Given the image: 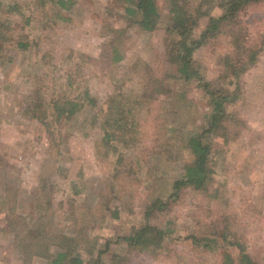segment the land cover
I'll list each match as a JSON object with an SVG mask.
<instances>
[{"label":"rangeland","instance_id":"1","mask_svg":"<svg viewBox=\"0 0 264 264\" xmlns=\"http://www.w3.org/2000/svg\"><path fill=\"white\" fill-rule=\"evenodd\" d=\"M55 1L0 0V20L8 25L7 34L13 40L0 66V264H24L14 233L7 229V212L12 207L15 215L22 214L29 223L30 215L35 214L33 192L39 181L54 190L57 210L49 218L53 233L72 229L73 221L79 225L74 219H79L80 203L86 204V211L97 215V220L101 216V223L91 221L94 227L83 228V237L92 246L107 239L114 241L117 235L140 226L141 203L159 191H170L175 164L191 157L182 146L184 138L205 124L204 114L209 110L207 96L197 81L185 80L177 73L178 65L167 61L168 18L163 0H158L161 22L150 32L124 15L119 0H65L68 8ZM206 19L202 16L198 20L194 38ZM220 23L216 35L193 54L206 80L220 74V61L231 51L235 34L260 44L264 0ZM114 48L116 59L112 57ZM154 79L160 80L168 93L148 99L139 113L140 139L131 151L122 149L132 160L131 211L118 217L94 211L100 182L109 168L103 170L94 158L103 131L92 118L109 95H136L151 87ZM228 82L233 86L234 78ZM241 84L243 98L237 107L243 125L231 141L215 140L209 160L218 196L187 188L171 211L150 220L162 227L172 222L174 233L161 253L151 255L110 243L103 257L105 264L112 253L119 255L118 264H222L221 248L210 251L194 238L225 229L245 243L253 260L264 264V48L241 77ZM27 94H32L33 100L27 99ZM55 98H78L83 105L68 120L54 122L44 100ZM163 123L177 128L173 145L164 155L158 154L156 140ZM117 152L118 148L113 151ZM146 166L158 180L152 193V187L147 189L138 181L144 178ZM78 172L83 175L80 180L85 191L72 207L67 195L72 193L69 186L77 180ZM46 261L32 256L28 264Z\"/></svg>","mask_w":264,"mask_h":264},{"label":"trees","instance_id":"2","mask_svg":"<svg viewBox=\"0 0 264 264\" xmlns=\"http://www.w3.org/2000/svg\"><path fill=\"white\" fill-rule=\"evenodd\" d=\"M115 1V0H111ZM123 3V13L144 31H153L161 22L162 13L158 0H119ZM263 0H163L168 18V36L165 39V56L167 61L178 65L177 73L185 80H196L207 96L209 110L204 114L205 124L199 130L186 134L182 146L189 154L190 159L183 163L175 164L176 174L173 176L171 189L167 194L158 192L147 202L141 203L142 222L140 226H133L127 233L120 234L112 241L107 239L97 245L83 237L84 227H94L91 221L101 223L97 215L86 211V204L78 206L82 210L79 214L80 221L72 229L53 233L49 227V218L56 212L54 207V190L46 186V182L39 181L33 192L34 215H30V222L25 221L22 214H16L9 208L7 212V229L14 233L13 241L23 255L24 264H28L32 256L46 259V264H105L104 255L110 250V243L123 244L129 250L148 252L158 255L166 247V242L171 239L174 229L172 222L167 221L165 226H158L150 222L151 218L165 214L172 210L178 203L187 188L201 192L209 197H217L218 193L212 186L213 171L209 160L214 153V142L221 138L224 142L231 141L238 135L243 120L237 107L238 101L243 98L241 77L245 71L256 61L258 54L264 48V32L261 34L260 44H255L248 39H243L239 34L232 38V49L221 59L222 69L214 79L206 80L199 70V65L193 58L194 52L216 35L221 23L235 18L247 7L258 4ZM65 0H56L62 8L69 7ZM109 8V5L107 6ZM218 9L217 14L212 10ZM205 16L206 22L199 36H192L193 29L200 17ZM8 25L0 20V66L2 59L9 49L13 47V40L8 36ZM19 42H17V46ZM117 49L112 50V57L117 58ZM234 78V85L228 82ZM152 86L141 92L121 97L120 94L109 95L94 114L92 122L98 121L99 128L103 131L101 143L94 148V158L97 164L105 170L100 182L99 200L94 211L108 212L111 217H118L121 212L131 211L134 200V177L130 175L132 160L122 149L131 151L140 139L139 113L149 98H157L168 93L165 85L158 79L151 81ZM32 99V94L25 95ZM87 96V94H85ZM44 104L50 110L53 121L62 122L71 118L83 105L78 98L46 99ZM26 106V105H23ZM22 106V107H23ZM26 110L27 108H22ZM50 129V124L46 125ZM177 128L169 124H162L158 129L157 147L158 154H166L173 145V137ZM159 141V142H158ZM118 148L116 154L113 153ZM121 148V150H120ZM154 148V147H153ZM111 152V154H110ZM145 176L138 181L145 188L152 187L151 193L157 187V176L152 174L146 166ZM136 174V173H135ZM82 173L78 172L76 181H72V193L67 196V203L73 207L75 198L85 191L82 182ZM107 176V177H106ZM153 178V179H152ZM80 180V181H79ZM81 182V183H80ZM132 187L130 189V187ZM213 188V189H212ZM129 197V198H128ZM85 198H82L83 202ZM55 203H58L55 200ZM90 216V219L88 218ZM104 216L102 217V219ZM87 236L89 234L86 233ZM203 247L210 251L222 250V264H262L253 260L246 249V245L236 235L225 229L220 234L212 233L210 236L194 238ZM236 251V252H235ZM49 253L51 257L48 258ZM235 253V254H234ZM120 257L112 253L109 264H118Z\"/></svg>","mask_w":264,"mask_h":264}]
</instances>
